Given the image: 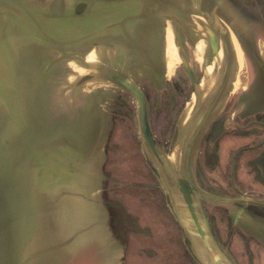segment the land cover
Listing matches in <instances>:
<instances>
[{
  "label": "water",
  "instance_id": "1",
  "mask_svg": "<svg viewBox=\"0 0 264 264\" xmlns=\"http://www.w3.org/2000/svg\"><path fill=\"white\" fill-rule=\"evenodd\" d=\"M260 16L241 0H0V264H75L73 239L88 241L72 223L81 226L92 209L83 191L91 185L87 173L95 171L104 134L103 95L83 90L94 83L134 96L142 142L196 254L204 264H232L209 235L198 196L221 204H264V198L203 191L193 163L202 134L235 85L240 55L252 66L243 98L253 95L250 108L264 111ZM184 21L199 26L185 28ZM168 28L174 37L199 32L211 67L198 82L182 57L192 93L164 152L151 131L147 98L132 78L164 81ZM72 63L87 71L66 82L76 70Z\"/></svg>",
  "mask_w": 264,
  "mask_h": 264
},
{
  "label": "rangeland",
  "instance_id": "2",
  "mask_svg": "<svg viewBox=\"0 0 264 264\" xmlns=\"http://www.w3.org/2000/svg\"><path fill=\"white\" fill-rule=\"evenodd\" d=\"M241 1L255 11L264 6V0ZM190 24L195 25L196 22L184 21L185 28ZM166 32L167 40L163 50V62L169 66L166 79L157 85L149 82L148 85H143L150 101V127L164 152L168 150L171 130L192 93L185 81L184 84L177 83L180 90H174L175 73L170 67L178 62L179 46L171 29L168 28ZM185 32L183 34L194 36L189 30ZM192 51L193 49L191 53ZM72 68L76 70L65 76L66 82H70L78 72L87 71L73 63ZM174 68L178 70L176 66ZM248 72L241 64L237 75L238 84L245 81ZM83 90H100L103 94L100 106L104 111L105 124L101 127L104 134L99 153L95 155L98 164L94 166V172L91 169L87 173L89 182L92 183L84 193L79 191L87 194L88 205L92 209L88 207V220L86 218L81 222V226L79 222L72 223L73 227L78 228L75 230L82 228V233H86L88 237L86 242H80V237L73 239L75 249L73 251L72 246L70 252L73 251L75 264H204L194 250L191 234L178 220L179 212L173 194L169 192L163 176L142 142L134 99L123 88L109 83L85 85ZM239 90V85L236 84L234 93ZM232 102L233 95L230 94L219 114ZM57 114L59 112L55 111V115ZM260 116L264 118L263 114ZM202 139L203 136L199 140L201 148L196 151L193 163L196 183L209 193H214L211 189L219 193L233 192L231 188H239L240 181L247 178L246 176L240 180L237 175L243 153L239 154L234 164L236 147L229 148L226 157V153H219L224 149L218 152L216 145V154L214 151L211 153L212 157L207 158L202 151ZM82 161L79 160L80 163ZM247 184L249 189L264 190V186L260 187L257 181H244L241 187L247 189ZM198 204L209 235L232 264H264V240L262 236H258L262 230L260 223H236L235 206L229 203H215L198 196ZM243 211L248 215L251 213L246 212L250 211L246 208Z\"/></svg>",
  "mask_w": 264,
  "mask_h": 264
},
{
  "label": "flooded vegetation",
  "instance_id": "3",
  "mask_svg": "<svg viewBox=\"0 0 264 264\" xmlns=\"http://www.w3.org/2000/svg\"><path fill=\"white\" fill-rule=\"evenodd\" d=\"M191 32L194 34V36L192 34L186 35V34L181 33V35L174 37L175 42L179 46V48H177L178 62L174 63V67L176 66L178 70L176 71L174 67H172V66L170 67V69L173 70L175 73V75H173V83H174V85H176V87L174 86V90L175 89L180 90L177 83L178 84H184L183 83L184 81L186 83H188V87L191 88V81H190L189 75L187 74V72L185 70L184 62L182 60L183 56L187 59V63L190 67V70L198 82L200 81L201 77L203 76L205 70H207L208 67H211V65H210L211 61H207V62L204 61V58L207 56L208 51L210 52V48L207 46V43H205V40H204L205 38L203 39V37L197 31H191ZM166 40H167V37L165 36L164 41L166 42ZM192 49H193V51H192L193 53H191ZM163 56H164V54H163ZM167 68L169 70V66L165 65L164 79H166L165 74H166V71H168ZM132 79L143 91V93L146 96L147 101L149 103V107H150V101L148 98V94H147V92L143 86V85H148V81L145 78H141V80H138V79H140V77L139 78L133 77ZM130 95L134 99L135 105H136V100H135L134 96L132 94H130ZM233 103L234 102H232L229 105V107L225 108L220 114L218 113L219 115L217 116V118L214 119L212 121V123L206 127V129L204 131L205 135H202L203 139L201 141V144L203 143V146H204L203 147L204 149L202 151H204L203 153L205 156H207V158H211L212 157L211 153H213L215 151V154H216L215 147L217 145L218 152L221 149H224V150H221L219 153H226V157H227V151L229 150V148L236 147L235 151H234V153H236L234 155V164H235V160L237 159L239 154L243 153L242 157H241V166L239 169H241L243 167L245 168L243 170V172L241 173L242 178H245L246 176H248L247 173H249V171H250L249 166L247 165V162H249V160H250L249 157L259 154V152L264 149L262 146L264 143V118L260 115H252V116H248V115L244 116L243 115V118H242L236 112L232 111ZM223 120L225 121V123H227L228 125L231 126L230 131H232L235 135H228L231 133L228 131L220 134L219 136L214 134L215 123L216 122H218V123L223 122ZM173 128H174V126H173ZM172 132H173V129L171 130L170 137L172 135ZM258 133H261L260 135H262V136L260 138H258L257 136L254 138V134H258ZM249 139H251V140H249ZM200 146L201 145H200V141H199V146H198L197 150L199 148H201ZM196 157H197V155H196ZM246 168H248V169H246ZM237 175L239 176L238 178L241 180L240 175H239V170H238ZM194 176H195V166H194ZM249 176H250L252 181L255 180L253 177V173L249 174ZM258 183L260 184V187L264 186V183H262L260 181H258ZM240 184H241V186L244 185V181L241 180ZM241 186H239V188L238 187L237 188L232 187L231 190L233 192L227 191L224 193H219V192L214 191L213 189H211V191L214 193H217V194L227 196V197H240V196H244L243 194L245 192H247V194L245 193V195H248L250 193L251 195H255V196H259V197L264 198V193H263L264 191L249 189V187H248L249 184L247 185V189L242 188ZM232 205H234L237 208V209L235 208V212H236L235 217L239 218V216H241V218L246 219V221H245V223H247L246 225H248V224L252 225V224H256V223L250 219L251 214L247 215L246 213H242V212H245V211H243L245 208H246V210H250V211H246V212H251L255 215L264 217V209H263L264 204L263 203H253V202H250L249 200L245 199V200H241V201H235ZM239 211H240V213H239ZM240 225H242V224H240ZM261 228H262V230L260 231V233H261V235H263L264 226L261 225Z\"/></svg>",
  "mask_w": 264,
  "mask_h": 264
},
{
  "label": "crops",
  "instance_id": "4",
  "mask_svg": "<svg viewBox=\"0 0 264 264\" xmlns=\"http://www.w3.org/2000/svg\"><path fill=\"white\" fill-rule=\"evenodd\" d=\"M264 3V2H263ZM262 3V4H263ZM247 4V3H246ZM264 5V4H263ZM256 11H258V12H260V18H259V20L258 21H261L262 20V25L264 26V13L262 14V12L264 11V6L263 7H260V8H258ZM258 44L260 45V47H262V48H260V49H264V35L262 34L261 36H259V38H258ZM241 64L245 67V68H247V70L249 71L248 73H249V75H247V76H245V81H243V82H240V84H238L237 83V79H238V76H237V78H236V82H235V85H234V87H233V89H232V91H231V95H233V107H232V111H234V112H236L238 115H240V117H242L243 118V115L244 116H246V115H248V116H252V115H261V114H263L264 115V111H262L261 109H258V108H256V109H251L250 108V106H251V103H253L252 102V100H254V96L252 95H250V94H248L247 95V97L244 99L243 98V91L244 90H246V89H248V86L250 85V82H251V70H252V66L248 63V60H247V58H245V57H243L242 55H240V58H239V65H238V73H239V69H240V67H241ZM238 75V74H237ZM239 82V81H238ZM243 83V84H242ZM236 84L237 85H239V88H240V90H239V92L238 93H241V95H242V99H238L237 98V96H238V93L236 92V93H234V91H235V86H236ZM228 99V98H227ZM250 101V102H249ZM247 105L249 106L248 108H245V107H247ZM252 110V111H251ZM247 111H249V112H247ZM220 112V111H219ZM218 112V113H219ZM216 114L215 115V117L211 120V122L209 123V125L212 123V121L214 120V119H216L217 118V116L219 115V114ZM222 123V124H221ZM221 124V125H220ZM220 125V126H219ZM231 126L230 125H228L227 123H225V121L223 120V122H216L215 123V125H214V134L215 135H220V134H222V133H224V132H226V131H228V132H231L230 134H228V135H235L232 131H230L231 130V128H230ZM216 129H218L217 131H216ZM261 133H258V134H254V138L257 136L258 138H260L262 135H260ZM253 139V138H252ZM249 140H251V139H249ZM263 142V141H262ZM263 148H264V143H263ZM249 162H247V165L249 166V169H250V171H249V173H247L248 174V176H247V178L244 180V181H251V182H258V181H260V182H262V183H264V149L263 150H261L260 152H259V154H257V155H255V156H251V157H249ZM245 168L243 167V168H241L240 170H239V173H242L243 172V170H244ZM246 169H248V168H246ZM251 173H253V177H254V179L256 180H254V181H252L251 180V178H250V176H249V174H251ZM244 174V173H243ZM240 178H242V176H240ZM248 185V184H247ZM262 191H264V190H262ZM246 194H247V192H245ZM244 193V194H245ZM264 193V192H263ZM248 195H251L250 193L248 194ZM250 214H252V213H250ZM253 215V214H252ZM254 216V215H253ZM254 217H256L257 219H259V220H253V219H251L253 222H255V223H260V224H262L263 226H264V217H261V216H258V215H255ZM261 220V221H260ZM245 221L246 220H244V222H242V223H240V224H247V223H245ZM263 235H264V229H263Z\"/></svg>",
  "mask_w": 264,
  "mask_h": 264
},
{
  "label": "bare ground",
  "instance_id": "5",
  "mask_svg": "<svg viewBox=\"0 0 264 264\" xmlns=\"http://www.w3.org/2000/svg\"><path fill=\"white\" fill-rule=\"evenodd\" d=\"M72 1L73 0H66L65 2H66V4H70V3H72ZM109 15V14H108ZM210 68V67H209ZM206 71V70H205ZM209 81V79H208V77H203L202 78V80H201V86H206L205 84L207 83ZM160 83V82H159ZM100 91V90H99ZM103 95V94H102ZM106 97V96H105ZM254 98V97H253ZM103 102V101H102ZM250 102V101H249ZM104 105V104H103ZM249 106L247 105V107H245V108H248ZM102 108V107H101ZM258 108V107H257ZM251 109H253V108H251ZM252 111V110H251ZM104 112V111H103ZM247 112H249V111H247ZM106 114V113H105ZM109 121V120H108ZM108 123V122H107ZM222 124V123H221ZM220 124V125H221ZM219 125V126H220ZM104 127V126H103ZM108 127V126H107ZM218 129H216V131H217ZM106 131V130H105ZM167 152V151H166ZM172 160H174V158H172ZM174 162V161H173ZM158 168V167H157ZM92 177V176H91ZM163 180V179H162ZM92 183V182H91ZM165 183V182H164ZM166 184V183H165ZM166 186V185H165ZM167 188V187H166ZM169 188V187H168ZM169 192H171V191H169ZM93 204V203H92ZM173 204V203H172ZM81 205V204H80ZM201 205V204H200ZM234 208H236V207H234ZM175 209V208H174ZM93 210H94V207H93ZM96 212V211H95ZM243 213V212H242ZM176 214V213H175ZM253 214V213H252ZM246 215V214H245ZM248 215V214H247ZM254 216H255V214H253ZM94 217H95V215H94ZM235 219V221H236V223L238 222V223H242V222H244V220H246V219H244V218H241V216H239V218H234ZM179 220V219H178ZM185 220V219H184ZM184 220H182L183 222H184ZM88 225V224H87ZM209 227V226H208ZM93 228V227H92ZM243 228H245V227H243ZM78 229V228H77ZM249 229V228H248ZM255 230V229H254ZM75 231V230H74ZM83 232V231H82ZM257 232V231H256ZM260 232V231H259ZM91 234V233H90ZM93 235V234H92ZM190 236V235H189ZM259 236V235H258ZM192 248H193V246H192ZM195 250V249H194ZM201 255V254H200Z\"/></svg>",
  "mask_w": 264,
  "mask_h": 264
}]
</instances>
